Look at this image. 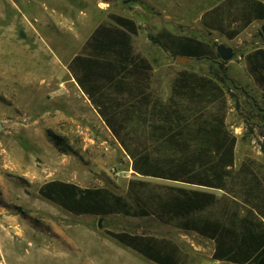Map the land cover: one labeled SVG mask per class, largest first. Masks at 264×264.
<instances>
[{
	"label": "rangeland",
	"instance_id": "obj_1",
	"mask_svg": "<svg viewBox=\"0 0 264 264\" xmlns=\"http://www.w3.org/2000/svg\"><path fill=\"white\" fill-rule=\"evenodd\" d=\"M222 1L0 0V264H155L108 234L122 231L172 240L186 264H231L213 260V241L196 233L153 218L77 216L39 194L53 180L106 187L123 196L131 180L148 182L151 188L184 186L131 172V158L68 69L94 30L110 22V14L131 18L139 26L134 50L153 66V89L162 95L169 93L178 72L207 75L210 68L197 60L179 65L150 35L168 30L216 45L218 61L224 62L236 88L227 96L226 123L237 137V168L247 163L264 173V125L256 116L257 109H264V92L246 62L248 53L264 48V20L253 21L230 39L203 20ZM241 23L237 13L225 16L224 31ZM220 45L232 48L234 57L223 60L217 52ZM206 191L218 198L226 195Z\"/></svg>",
	"mask_w": 264,
	"mask_h": 264
},
{
	"label": "trees",
	"instance_id": "obj_2",
	"mask_svg": "<svg viewBox=\"0 0 264 264\" xmlns=\"http://www.w3.org/2000/svg\"><path fill=\"white\" fill-rule=\"evenodd\" d=\"M235 13L241 26L224 31L225 16ZM109 20L94 30L69 62L73 79L131 158L135 175L200 189L151 188L148 182L131 180L128 195L123 196L106 187L83 188L53 180L39 188L40 196L77 216L153 218L213 241L215 261L264 264V173L254 172L247 163L237 168V137L226 123L227 96L236 88L224 62L218 61L216 45L168 30L150 35L173 57H193L210 68L207 75L178 72L169 93L162 95L153 89V66L134 50L137 23L116 14ZM203 20L233 39L253 21L264 20V2L224 0ZM246 62L264 92V48L248 53ZM256 111L264 125V109ZM203 188L226 195L218 198ZM108 234L155 264H186L181 248L170 239L126 231Z\"/></svg>",
	"mask_w": 264,
	"mask_h": 264
},
{
	"label": "water",
	"instance_id": "obj_3",
	"mask_svg": "<svg viewBox=\"0 0 264 264\" xmlns=\"http://www.w3.org/2000/svg\"><path fill=\"white\" fill-rule=\"evenodd\" d=\"M261 31H262V34L264 36V25L261 27ZM217 52H218L219 56L225 61L230 60L234 57L233 49L230 47H227L225 45H220L217 48ZM194 61H195V58H193V57L178 56L176 58V62L179 65L189 64V63L194 62ZM3 130H4L3 122H2V120H0V132ZM101 223H102V220L99 221V227H101Z\"/></svg>",
	"mask_w": 264,
	"mask_h": 264
},
{
	"label": "crops",
	"instance_id": "obj_4",
	"mask_svg": "<svg viewBox=\"0 0 264 264\" xmlns=\"http://www.w3.org/2000/svg\"><path fill=\"white\" fill-rule=\"evenodd\" d=\"M78 88H79V90H80V92L82 93V96L87 100V102L88 103H90V106L94 109V111L96 112V113H98L97 112V110L95 109V107L93 106V104L91 103V101L89 100V98H88V96L80 89V87L78 86ZM100 119L102 120V118L100 117ZM102 122L104 123V121L102 120ZM105 124V123H104ZM106 128L108 129V131L111 133V131L109 130V128L106 126ZM112 134V133H111ZM113 136V135H112ZM114 137V136H113ZM115 139V138H114ZM115 141L117 142V140L115 139ZM118 143V142H117ZM119 144V143H118ZM120 145V144H119ZM122 149V148H121ZM123 150V149H122ZM124 151V150H123ZM130 170H131V172H134L132 169H131V167H130ZM138 175V174H137ZM175 183H178V182H175ZM184 186H186L185 188H189V189H200V187H197V186H191V185H185L184 184ZM184 186H182V187H184ZM188 186V187H187ZM191 188H190V187ZM204 190H207L206 188H203Z\"/></svg>",
	"mask_w": 264,
	"mask_h": 264
}]
</instances>
